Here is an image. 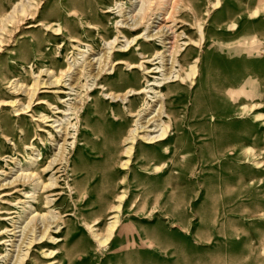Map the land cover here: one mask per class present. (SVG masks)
I'll list each match as a JSON object with an SVG mask.
<instances>
[{
    "label": "rangeland",
    "instance_id": "rangeland-1",
    "mask_svg": "<svg viewBox=\"0 0 264 264\" xmlns=\"http://www.w3.org/2000/svg\"><path fill=\"white\" fill-rule=\"evenodd\" d=\"M20 1L0 0V183L15 178L16 162L25 164L34 150L42 153L34 170L41 174L59 152L53 139L61 138L70 116L56 108L65 110L67 103L79 101L78 89H66L65 82L56 89L43 83L80 58L76 47L99 53L115 38L119 47L145 31L119 28L123 22L133 23L140 0H30L35 9L25 14ZM148 1L145 12L150 18L162 13L161 18L167 17L164 25H174L194 41L183 47L184 70L200 58L196 78L163 89L173 131L153 146L139 140L144 155L133 158L129 169L120 166L127 160L121 152L128 145L117 143L120 134L135 128V118L128 115L148 96L130 97L124 105L103 92L124 93L158 79L159 74L143 75L127 67L148 58L144 67L158 66L152 59L163 48L158 41L142 39L139 47L146 58L138 56L136 47L125 56L115 55V61L127 63L101 80L104 90L97 85L99 79H88L93 85L89 92L94 91L91 115H84L85 128L80 122V134L66 146L68 160L57 174L60 187L42 196L38 210L48 212L47 198L57 199L56 214L65 222L52 230L56 241L19 248L23 232L15 237L8 231L25 228L30 218L22 209L29 199L17 188H0V264L14 263L19 251H29L28 264H264V0H227L222 15L226 0H220L218 8L213 6L216 0L180 1L185 11L177 9L179 0ZM218 15L223 23L214 28ZM151 21L146 18L144 23ZM131 45L129 49L135 42ZM36 78L42 84L31 101ZM28 104L17 115L18 108ZM160 165L162 170L156 172L154 166ZM53 172L44 173L43 180L50 181ZM121 193L123 201L118 200ZM119 203L116 234L99 248L87 223L106 235L113 221L111 209ZM52 250L55 259L46 256Z\"/></svg>",
    "mask_w": 264,
    "mask_h": 264
},
{
    "label": "bare ground",
    "instance_id": "bare-ground-1",
    "mask_svg": "<svg viewBox=\"0 0 264 264\" xmlns=\"http://www.w3.org/2000/svg\"><path fill=\"white\" fill-rule=\"evenodd\" d=\"M140 1L142 5H141V9L138 10L139 12L137 14L135 13V15L131 14L133 23L131 24L127 20L128 22L121 23V25H119V28L128 29L130 31L137 32L141 27H145V31L137 33L134 37H132L131 40L126 39L127 41L126 44L121 45L119 47L114 46L115 42L118 41V38H115L113 41L107 43L106 46L101 50V52L99 51V53L91 49L89 50V49L76 47L75 50L79 52L78 53L79 56L81 55L80 58L75 57L73 59V62H70L68 64L67 69L61 71L60 76H56V79L53 80L51 79L52 77H50L48 80H45V82L43 83L44 86H48L49 88L56 89L59 88V86H61V84L65 82L64 86L66 87V89H71V90H74L76 88L78 89L77 90L78 96L76 98H80V99L79 101H75L73 99L75 103H67V109L65 110H62L60 106H57L56 109L58 110L59 113L60 112L64 113L65 117L68 118L70 116V118L67 121H65L66 122L65 125L62 126L60 130V132L62 133L61 138L59 140L53 139V141L57 142L59 152L57 153L55 152L53 159H51L48 165L44 169H42V174L36 173V171H34L39 167V160H41L40 156L42 155L41 152H39V154H35V150H34L33 155L32 156L30 155L29 160H27L25 164L22 163L21 161L16 162V164L18 165L17 166L18 170L16 173H14V175H16L15 178L10 177L12 180L11 179L9 180L7 177L4 179V182L0 183L1 190H5L7 188L8 189L17 188L18 191L22 193V195H24L25 198L29 199V201H24L25 206L22 209L23 214L28 215L30 218V220L26 222L27 224L25 228L23 227V225L15 226L14 229L8 231V232H13L12 234L15 237H21L22 235H18V232H23V238L20 239L21 242H19L20 245H18L19 248L23 244H27L26 247H28L29 250L31 249V246L35 242H40L44 240L45 242L47 240L53 242L56 241V237L53 236L54 233L52 234V230L59 229L60 226L64 225L65 222L63 221L64 220L63 217H60V215L56 214L55 209H56L57 199L52 197L47 198V201L44 203V208L48 209V212L42 214L38 210L41 207L42 196L45 193L54 192L55 189L60 187V176H57V174L60 172L61 169L60 166L63 165L68 160L65 155V152L67 150L66 146L69 145L70 139L72 140L73 138L76 139V135L80 134L79 132L81 130V128H79L80 122L82 123V128H85V125L83 124L82 120L86 121L87 119L84 115L86 116L91 115V111H92L90 109L91 105L95 104L94 101H92L93 99L91 98L92 97L91 93L94 91L89 92V89H92L93 85L89 84L90 81L88 82V79L92 78L91 80L94 83L96 82L95 80L99 79L97 85L99 86V89L104 90L103 85H101L100 83L101 80H103L104 77L106 76L107 77L114 76L116 74L117 66L120 64L127 63L125 61H115L114 60L115 55L125 56L129 54L134 47H136V51H138V56L140 58L141 57L146 58L144 57L145 52L141 49V47H139L140 46L139 43L142 39H144L146 42L149 43L158 41V45L163 48L162 50L156 51L154 55V59H152V61L158 60V62L155 63L158 64V66L154 69L144 67V64L149 62V58H148L147 60H144L139 64L127 63V67L128 69L130 68V70L139 69L140 71L144 72L143 75H149L151 73L159 74L160 76H158V79L156 81L147 80L146 86L140 87L138 89L135 88L132 90H128L124 93L116 94L113 92H108V93L103 92V95L105 97H109L108 99H112V101L119 99L117 101H121L122 104L124 105L128 104L130 97L142 96V95L148 96V100H144L143 104L138 109H135V113L130 111L128 115V117L132 116L135 118L134 120L135 124L133 126L135 128L131 127V129H126L124 133L120 134L121 139L117 143L122 144L128 142V145L124 147V151L121 152L126 155L127 160H125L122 164H120V162L118 163L122 168L129 169L128 166L130 165V161L133 158H138L139 156L144 155V151H141V149L138 148L139 140H143L144 145L153 146L157 143L166 140L173 131L172 123L174 122V118L172 117V113L168 109L167 106L168 96H166L163 93V89L165 88L166 85L170 83L180 82V84H184L186 80L188 79L193 80L194 78H196L197 75H199L198 61L200 60V58L197 57L193 63H189V68L184 70V64L181 61V57L186 49H184L183 47L185 46L186 48V46L194 45L193 44L194 41L189 39V37H186L184 32H178V29H176L174 25L169 26L167 25L166 22H165L166 24L164 25L163 21H165L167 17L165 19L161 18L163 16L162 13L154 12L155 14L153 15H155L156 17L153 19L150 18L149 17L150 15H148V13H146L145 11L147 8L146 6L147 3L149 4L151 3L148 0H140ZM180 1L183 2V0H179V2ZM24 2H25L24 0H21L18 3V6H20L21 8L20 11L25 14L30 9H33L34 6L31 4L30 0L29 2L27 1L28 2L27 5H25ZM181 2L179 3L177 9L179 11H185V8L181 4ZM220 4L221 1L216 0L213 6L214 8H218ZM36 9H37L36 11H38L39 7L38 8L36 7ZM146 18H148V21L151 20L153 21L145 25L144 20ZM197 29L200 32V34H203L201 24H197ZM56 31L58 32L62 31V26L58 25ZM119 34H122V32L119 31ZM185 39L187 40L184 41ZM133 42H135V45L133 47H130L131 49H129V46ZM126 48H128V50ZM115 50H119V51H115ZM110 70H113L114 72L108 73ZM47 73H49V76H51L53 74V71L47 70ZM64 79L66 80L63 81ZM41 84L42 81L39 80V78H36V81L33 84L30 93L31 101L38 96L39 86ZM61 92L63 91H60L59 93ZM229 96L232 97L231 94H229ZM56 97H58V95H56ZM125 101L127 102L123 103ZM12 104H14V101ZM29 107L30 104L21 105V107L18 108L17 110L18 111L17 115L23 114ZM153 125L154 127L152 128ZM56 127H60V125H57ZM28 148L33 149L31 147ZM247 150H249V148ZM162 166L161 165L154 166L153 169H155L156 172H160L162 170ZM50 172H53L50 181L45 182L43 180L44 173L48 175V173ZM28 187L31 188V191L30 192L24 191ZM39 191H41L42 194L39 193ZM123 198H124V194L121 193V195L118 196V200L123 201ZM120 208H121L120 203L113 205L111 209V213L113 215L111 219H113V221L112 222L110 221V223L108 224L106 230L107 234L104 236L99 231V229H95L97 228L95 227V225H92L91 223H87L91 236L93 237L94 241L98 244L99 248H102L104 244H107L110 238L116 234L118 224L120 223V217H119ZM17 222L18 221H15V224ZM22 227L24 229L21 230L20 228ZM18 228L20 231H18ZM16 244L18 243H16V240L14 239L12 246L15 248L17 246ZM19 250L21 249H18V251ZM20 252L21 251H19V253ZM19 253L15 255V261L13 260L14 263L12 264H28V259L30 257L29 251H26L24 254H22L21 252L22 255ZM46 256L55 259L56 257L55 251L52 250L50 252H47Z\"/></svg>",
    "mask_w": 264,
    "mask_h": 264
},
{
    "label": "crops",
    "instance_id": "crops-1",
    "mask_svg": "<svg viewBox=\"0 0 264 264\" xmlns=\"http://www.w3.org/2000/svg\"><path fill=\"white\" fill-rule=\"evenodd\" d=\"M228 2H227V0L225 1V5L223 6V8H222V12H221V15H222V13L225 11L224 9H226V7L228 6ZM225 7V8H224ZM255 10V9H254ZM221 15H218L217 17H215L214 19H213V23H212V25H213V27L214 28H216V27H218L220 24H222L223 23V19L222 18H224L223 16H221ZM252 20H254V19H252ZM246 24H249V22H247ZM240 27V26H239ZM239 27H238V29H239ZM248 27V26H247ZM237 29V30H238ZM250 35H251V33H249Z\"/></svg>",
    "mask_w": 264,
    "mask_h": 264
}]
</instances>
